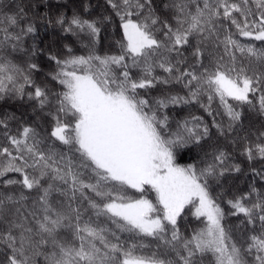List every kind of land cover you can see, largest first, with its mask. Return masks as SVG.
Segmentation results:
<instances>
[{
  "label": "snow or ice",
  "instance_id": "1",
  "mask_svg": "<svg viewBox=\"0 0 264 264\" xmlns=\"http://www.w3.org/2000/svg\"><path fill=\"white\" fill-rule=\"evenodd\" d=\"M106 2L119 19L118 51L101 55L98 23L74 15L63 30L85 33L87 54L66 46L63 59L49 57L55 92L32 79L36 63L12 58L29 54L24 38L36 32L26 6L0 10V99L26 96L50 117L43 135L30 124L12 133L15 117L0 118V264H264V193L227 199L226 213L212 188L240 166L218 144L205 149L211 132L202 117L173 127L169 115L198 105L225 139L245 106L264 116V48L220 38L227 20L264 43V0H170L171 21L153 0ZM220 45L223 55L213 54ZM240 141L249 161L264 160V132ZM193 149L203 156L181 163ZM228 215L243 217L235 230ZM189 217L199 226L186 234L180 221Z\"/></svg>",
  "mask_w": 264,
  "mask_h": 264
},
{
  "label": "trees",
  "instance_id": "2",
  "mask_svg": "<svg viewBox=\"0 0 264 264\" xmlns=\"http://www.w3.org/2000/svg\"><path fill=\"white\" fill-rule=\"evenodd\" d=\"M238 2V0H237ZM170 3V0H153V6L156 10V14L161 19H168L171 21V11L164 7L165 4ZM17 5H25L26 11H28V18L36 27V32L33 35L26 36L24 38V47L28 50V55L13 54L12 58L17 64L27 68L28 63H36L38 70L31 72L32 79L36 85L46 88L52 92L59 91L61 86L57 82L51 79V73L56 70V65L49 59L50 56H56L63 59L67 53V47L72 49V53L75 55L87 54V49L84 47L89 42V37L85 33L79 35H73L65 32L63 29L68 26V21L76 15L81 19L96 21L101 28L99 43L96 45V50L101 54L115 53L118 51L115 44L121 38V31L118 27L119 19L114 15L112 10L107 5L106 0H0V10L9 12L15 10ZM30 7V10H29ZM63 16L65 24L61 26L57 23V20ZM105 17H111L110 22L105 21ZM232 35L233 39L238 40L241 44H253L258 49L264 48V43L260 41L250 40L249 38L242 37L238 34L236 28L231 25L230 21H223V27L221 28L220 38L223 39L224 35ZM215 55H223V45L219 48L210 49ZM34 53V54H32ZM238 62L247 63L245 57H242L239 52H236ZM225 61L227 57L225 56ZM175 91H180L181 95L185 94V91H181L179 86H176ZM31 91L30 88H26V92ZM153 96L160 94V89H154L151 93ZM254 103L256 101L254 100ZM213 109L218 110L217 104H213ZM48 109L41 111L34 106L32 101H29L27 97L23 100L17 99L13 96H6L0 99V118L4 116L15 117V119H9V130L12 133H16L17 130L24 124H30L36 127L37 131L44 134L50 128V117L46 115ZM244 116L242 125L233 133L229 134L228 138L218 137L216 129L211 127L212 117L208 116L198 105L192 104L170 110L169 115L173 118V127H175V120H182L189 118L192 115L200 116L204 122L210 127L211 140L205 144V149H209V145H219L225 151L230 153L229 164H237L240 166V172H232L226 174L222 178L219 184H214L212 191L214 195L220 197L219 202L224 207L226 213L229 210L226 204L227 199L239 196L244 193H251V189L255 188L258 192L264 193V179L256 175V172H264V160L259 158L249 161L244 155L241 154V148L239 146L241 137H249L251 140H255L260 132H264V116H261L255 110H249L247 106L243 109ZM217 121L225 120L226 118L217 115ZM0 129V134H2ZM234 139L239 143H234ZM2 135H0V143H3ZM197 153L203 156L199 149H193V154L187 159H181V163L191 162L192 159L198 158ZM255 170V171H253ZM15 177L17 174H9ZM255 194H252L254 200ZM243 217H235L228 215L226 217V224L232 227L234 230L236 226L240 225V220ZM198 222L192 220L191 217L187 220L180 221L181 231L186 234L191 231L192 228L198 227ZM242 227V226H241ZM251 226H249L250 228ZM235 235L239 239L241 233L235 232ZM147 243V241H145ZM155 250V243H152L150 248L143 249L144 254H148L150 251ZM0 253H3V249L0 248ZM2 259V255H0ZM40 264H43L41 259ZM205 264H209L206 260Z\"/></svg>",
  "mask_w": 264,
  "mask_h": 264
}]
</instances>
